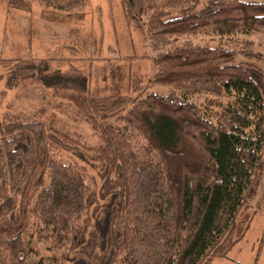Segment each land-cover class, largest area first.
Here are the masks:
<instances>
[{"label":"trees","instance_id":"16d2710c","mask_svg":"<svg viewBox=\"0 0 264 264\" xmlns=\"http://www.w3.org/2000/svg\"><path fill=\"white\" fill-rule=\"evenodd\" d=\"M35 1L65 11L86 2ZM121 3L131 23L155 36L264 30V1ZM261 55L250 38L233 47L184 41L153 58L152 83L173 91L147 90L126 106L91 100L83 119L102 150L117 154L122 177V229L106 264H205L230 249L235 217L264 171V69L250 61ZM187 94L209 99L197 104ZM60 142L40 119H0V188L28 198L21 216L0 220V264L91 260L99 245L94 178L61 158Z\"/></svg>","mask_w":264,"mask_h":264},{"label":"rangeland","instance_id":"374dc122","mask_svg":"<svg viewBox=\"0 0 264 264\" xmlns=\"http://www.w3.org/2000/svg\"><path fill=\"white\" fill-rule=\"evenodd\" d=\"M244 38L262 54L250 61L264 69V30L248 37L201 33L166 38L131 23L121 0H86L74 11L35 0H0V119L4 115L40 119L61 141L56 146L61 158L78 163L95 182L98 201L90 214L99 245L91 260L81 257L64 264H106L123 223L118 156L102 150L83 119L94 109L91 100L110 96L126 106L147 90L169 93L170 87L151 81L159 51L184 41L233 47ZM186 98L202 105L209 99L197 94ZM27 200L0 188V220L21 216ZM235 238L227 252L205 264H264V171L256 193L235 217ZM40 253H45L44 246Z\"/></svg>","mask_w":264,"mask_h":264}]
</instances>
